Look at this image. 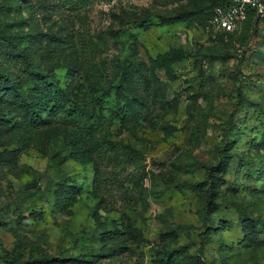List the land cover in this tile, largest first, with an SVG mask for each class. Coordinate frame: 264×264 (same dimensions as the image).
Instances as JSON below:
<instances>
[{
    "label": "rangeland",
    "instance_id": "rangeland-1",
    "mask_svg": "<svg viewBox=\"0 0 264 264\" xmlns=\"http://www.w3.org/2000/svg\"><path fill=\"white\" fill-rule=\"evenodd\" d=\"M213 1L0 0V264H264V16Z\"/></svg>",
    "mask_w": 264,
    "mask_h": 264
},
{
    "label": "built area",
    "instance_id": "built-area-1",
    "mask_svg": "<svg viewBox=\"0 0 264 264\" xmlns=\"http://www.w3.org/2000/svg\"><path fill=\"white\" fill-rule=\"evenodd\" d=\"M249 10L264 16V0H226L212 9L208 22L214 33H232L247 19Z\"/></svg>",
    "mask_w": 264,
    "mask_h": 264
},
{
    "label": "trees",
    "instance_id": "trees-1",
    "mask_svg": "<svg viewBox=\"0 0 264 264\" xmlns=\"http://www.w3.org/2000/svg\"><path fill=\"white\" fill-rule=\"evenodd\" d=\"M226 3V0H216V1H213V6L210 8V11H209V14H208V20H209V17L211 15V11L212 9L216 6V5H224ZM250 13H254L252 10H249L248 11V16H247V19L249 18V15ZM246 19V20H247ZM245 20V21H246ZM244 21V22H245ZM228 34V33H227ZM12 64V63H10ZM4 78L3 80H9L10 79V72H7V73H4ZM51 100H54V99H48L46 97H41L40 99H33L31 102V113H32V116H35L34 113H38V112H41L42 110L45 109V106L47 105V103ZM70 193H66L64 196H62V201L64 202L65 205H68L69 202L71 201V197L68 195ZM3 259L7 260V261H11L13 262V264H28L27 262H19V261H15L13 260L12 258L10 257H4ZM74 261V259H72ZM58 262H61V260L57 259L56 260V263L58 264Z\"/></svg>",
    "mask_w": 264,
    "mask_h": 264
}]
</instances>
